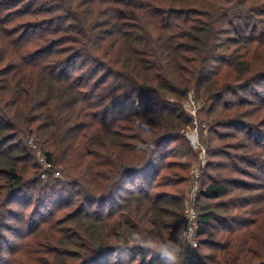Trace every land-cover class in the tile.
<instances>
[{
	"label": "trees",
	"instance_id": "obj_1",
	"mask_svg": "<svg viewBox=\"0 0 264 264\" xmlns=\"http://www.w3.org/2000/svg\"><path fill=\"white\" fill-rule=\"evenodd\" d=\"M191 90L205 102L208 155L226 159L207 168L233 175L204 174L200 264H264V183L236 177L264 168V123L256 120L264 111V0H0V195L26 200L24 242L57 211L98 205L121 181V264H164L155 246L177 249L185 199L152 190L189 180L197 153L181 132L191 120L180 103ZM32 137L49 163L43 171L24 145ZM231 137L240 156L215 144ZM29 161L32 175L19 165ZM47 200L54 205L42 213ZM81 210L76 219L106 223ZM69 241L81 245L75 235Z\"/></svg>",
	"mask_w": 264,
	"mask_h": 264
},
{
	"label": "rangeland",
	"instance_id": "obj_2",
	"mask_svg": "<svg viewBox=\"0 0 264 264\" xmlns=\"http://www.w3.org/2000/svg\"><path fill=\"white\" fill-rule=\"evenodd\" d=\"M170 100L174 102L177 101V99L173 97H171ZM128 103V108L131 109L132 103ZM180 106L191 120L190 124L186 127H183L181 132L184 135V139L187 142V145L192 147L194 152L197 153V156L189 158L188 175L190 177L187 182L179 184L175 187L164 188L161 186L158 188H154L152 192L154 194L173 196L175 194H180L181 191L185 199V205L183 209V216H185L186 200L189 199L191 186L195 182L194 174H199V178L197 177V179L200 185L204 178V174L215 175L216 173L218 174V172H222V170L220 169L216 171V169L207 168L208 163L210 161L215 162L219 160H224V162H226V159L225 157H210L208 155L207 137L212 133L209 129L210 126H208L207 122L203 119L204 115L201 113L202 109L205 106V102L195 99V94L193 90H191L187 98H185L180 103ZM257 119L260 120V122H258L257 124L264 123V111H261L259 113V115L256 117V120ZM119 122L121 121L119 120ZM257 127L259 128V130H264V126L262 125H257ZM234 129L219 127L217 130L221 133H224L234 132ZM242 135H244L243 131ZM18 138L23 142L24 137L22 134L19 135ZM34 140L35 139L32 137L25 141L24 145L28 146L29 150L31 151V155L35 157V162L39 164L38 169L40 171H43L45 170V166L41 162V156H43V154L41 150H39V145H34ZM239 141L240 139L231 137L224 141L217 140L215 144L220 147H223V145L225 144V148L223 149L224 151H227L229 154H231V156H240L241 154H243V150L238 148L237 150H235L233 148L234 144H237ZM181 143H173L170 147L178 149L182 148ZM169 160H173L175 162L176 160H181L180 162H186V159L182 160L176 159L174 157L170 158ZM238 162L239 165L244 164L240 161ZM19 165L22 168L28 166V170H30L31 172L30 175H32L33 171L35 170L31 165V161L27 163L21 162ZM262 168L263 166H259L258 169L254 170L249 167V169L246 170V172H251L248 177H246L245 175H236V177L252 184H262L264 183V168ZM223 174L226 177L233 176L229 175V171H226ZM34 178L36 177H32V180ZM63 179L65 180L67 178L62 177L61 180ZM3 182L4 179L0 178V184H3ZM132 187H134V185L127 184L126 190L133 189ZM32 189H34V185L26 189L24 193H30ZM78 189L79 188H76V190ZM0 190H2V192L5 191H3L2 187L0 188ZM234 195L237 194H233L232 196ZM61 196L62 195L57 192L55 195V199H59ZM122 196H128V193L126 191L121 192V181H119V183L109 191L108 195H105V199L100 200V203L98 202V205H96L95 203L83 205L82 201H77L74 206L69 208L65 207L61 211H57V213L54 215V223L50 224L49 226L45 225L44 227H42L41 232L38 231V233H36L37 235L28 238L25 243L22 238L23 235H21L23 233V226L21 225L20 220L22 210L24 211L25 206L27 205L26 200L20 203L19 201L12 199L10 194L8 198L5 195L3 199H1L2 197L0 195V200L3 204V209H1L0 211V246L3 252L0 258L3 259L0 260V264L8 263L7 259L10 258L12 247L16 248L15 253L17 254V260H15V264H121V256L124 255L123 251H121V200L125 198H122ZM49 200L44 203V207H42L41 209L42 213L52 209L54 204H52V202H50ZM82 205L84 208L81 207ZM81 208L83 210H81ZM80 210L82 212L87 210L97 215L102 214L105 216L104 219L106 220V223H94V225H90L88 220L84 218L85 216H81L80 214L79 215L81 216V218L76 219V217H79L78 213ZM31 211L32 209L28 210L26 219H29L32 215ZM36 223L37 222H35V224ZM92 227L96 228V232L93 234ZM181 227L176 234L177 249H175V251L173 252L174 254L179 251L181 249V246L183 245V234L181 231ZM33 228H35V226ZM25 230L26 229H24V232ZM74 235L75 238L81 242L80 246L76 243H70L69 240H72V237ZM220 237L221 235H218L216 238L219 239ZM23 243L26 244V247H24V249L22 248ZM55 244L58 245L63 252L61 251L60 254L57 255H55V253H51L49 248L55 246ZM155 248L157 251L163 249L159 245L155 246ZM198 254H200V249H198ZM130 256L131 253L128 251L127 257H124L128 258ZM148 260L153 261V258L149 259L148 257ZM132 264L138 263L134 262Z\"/></svg>",
	"mask_w": 264,
	"mask_h": 264
},
{
	"label": "built area",
	"instance_id": "obj_3",
	"mask_svg": "<svg viewBox=\"0 0 264 264\" xmlns=\"http://www.w3.org/2000/svg\"><path fill=\"white\" fill-rule=\"evenodd\" d=\"M41 162L45 166V169L49 167V163H47L46 159L43 156H41ZM56 175L60 176L61 174L59 171H56ZM43 176H45V174H43ZM198 176L199 174H194L195 182L191 186L189 199L186 200L185 216L181 227V231L183 234V245L181 246V249L175 253L180 264H199V220L196 210V197L197 194L201 191V184L199 185L197 179Z\"/></svg>",
	"mask_w": 264,
	"mask_h": 264
},
{
	"label": "clouds",
	"instance_id": "obj_4",
	"mask_svg": "<svg viewBox=\"0 0 264 264\" xmlns=\"http://www.w3.org/2000/svg\"><path fill=\"white\" fill-rule=\"evenodd\" d=\"M161 259L164 261V264H175L177 257L173 252L161 249Z\"/></svg>",
	"mask_w": 264,
	"mask_h": 264
}]
</instances>
